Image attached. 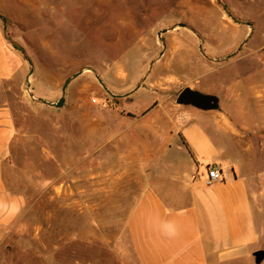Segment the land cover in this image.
<instances>
[{
	"label": "rangeland",
	"instance_id": "374dc122",
	"mask_svg": "<svg viewBox=\"0 0 264 264\" xmlns=\"http://www.w3.org/2000/svg\"><path fill=\"white\" fill-rule=\"evenodd\" d=\"M0 24L25 64L0 85L24 196L0 264H140L127 220L141 187L169 183L178 94L264 59L245 47L249 28L264 41V0H0Z\"/></svg>",
	"mask_w": 264,
	"mask_h": 264
},
{
	"label": "crops",
	"instance_id": "0c3cea01",
	"mask_svg": "<svg viewBox=\"0 0 264 264\" xmlns=\"http://www.w3.org/2000/svg\"><path fill=\"white\" fill-rule=\"evenodd\" d=\"M253 29L245 32V47L264 54V41L251 39ZM253 57L245 75L233 62L226 71L236 78L189 85L216 95L220 106L183 105L185 120L173 125L166 171L159 172L169 183L135 194L127 226L140 264H256L254 252L264 249V59ZM24 66L0 24V85ZM13 136L0 110V228L15 226L24 204L6 181ZM211 167L223 178L207 186Z\"/></svg>",
	"mask_w": 264,
	"mask_h": 264
},
{
	"label": "water",
	"instance_id": "95a60500",
	"mask_svg": "<svg viewBox=\"0 0 264 264\" xmlns=\"http://www.w3.org/2000/svg\"><path fill=\"white\" fill-rule=\"evenodd\" d=\"M70 83V80L66 82L64 87V92L66 87ZM65 98H61L56 104L57 107L63 106ZM177 103L180 105H192L203 110H213L219 108V98L214 94H207L201 92L198 89L192 87H185L182 89L177 97ZM255 261L257 264H261L264 261V249H260L254 252Z\"/></svg>",
	"mask_w": 264,
	"mask_h": 264
},
{
	"label": "built area",
	"instance_id": "2783aa9c",
	"mask_svg": "<svg viewBox=\"0 0 264 264\" xmlns=\"http://www.w3.org/2000/svg\"><path fill=\"white\" fill-rule=\"evenodd\" d=\"M185 120V118H184ZM223 176H222V173L220 172V170L216 167H211L209 170H208V175L205 179V184L207 186H211L213 185L214 183L222 180Z\"/></svg>",
	"mask_w": 264,
	"mask_h": 264
}]
</instances>
